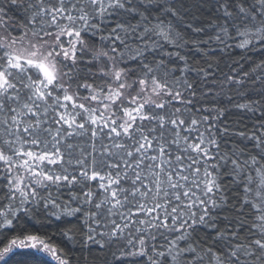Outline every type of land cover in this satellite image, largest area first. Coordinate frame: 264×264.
<instances>
[{
	"label": "snow or ice",
	"instance_id": "obj_1",
	"mask_svg": "<svg viewBox=\"0 0 264 264\" xmlns=\"http://www.w3.org/2000/svg\"><path fill=\"white\" fill-rule=\"evenodd\" d=\"M0 264H264V0H0Z\"/></svg>",
	"mask_w": 264,
	"mask_h": 264
}]
</instances>
